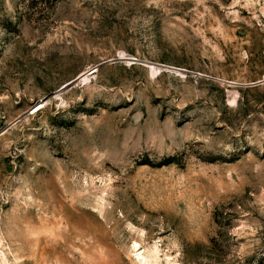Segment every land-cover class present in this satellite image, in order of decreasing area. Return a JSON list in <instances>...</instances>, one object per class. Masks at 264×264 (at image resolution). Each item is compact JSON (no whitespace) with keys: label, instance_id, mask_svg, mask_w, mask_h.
<instances>
[{"label":"rangeland","instance_id":"374dc122","mask_svg":"<svg viewBox=\"0 0 264 264\" xmlns=\"http://www.w3.org/2000/svg\"><path fill=\"white\" fill-rule=\"evenodd\" d=\"M263 80L264 0H0V264H264Z\"/></svg>","mask_w":264,"mask_h":264},{"label":"bare ground","instance_id":"6f19581e","mask_svg":"<svg viewBox=\"0 0 264 264\" xmlns=\"http://www.w3.org/2000/svg\"><path fill=\"white\" fill-rule=\"evenodd\" d=\"M149 66L152 70H158L159 69V67L154 66V65H148V67ZM90 73H92V72H90ZM85 75L86 74L81 75L80 79L87 77ZM82 81H84V80H82ZM39 108H41V106ZM55 213L58 214V212H55ZM66 215L64 213H62L60 220L59 219L57 220L56 215L54 214V216H52L51 219H49V220H47L48 218L46 219L47 220L46 223L43 222L45 224H43V226H42V231L44 233L42 240L46 244L58 245L59 243H61L60 241L67 242L73 236L80 234V233H83V231H85L81 228L76 227L73 222H70L69 221L70 219L69 220L67 219L68 215L67 216ZM64 221H65V224H64V227H62L61 225H63Z\"/></svg>","mask_w":264,"mask_h":264},{"label":"water","instance_id":"95a60500","mask_svg":"<svg viewBox=\"0 0 264 264\" xmlns=\"http://www.w3.org/2000/svg\"><path fill=\"white\" fill-rule=\"evenodd\" d=\"M262 82H264V80H263ZM262 82H261V83H262Z\"/></svg>","mask_w":264,"mask_h":264}]
</instances>
